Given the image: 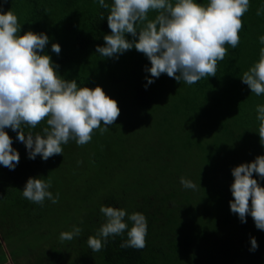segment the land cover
I'll list each match as a JSON object with an SVG mask.
<instances>
[{
  "label": "trees",
  "instance_id": "trees-1",
  "mask_svg": "<svg viewBox=\"0 0 264 264\" xmlns=\"http://www.w3.org/2000/svg\"><path fill=\"white\" fill-rule=\"evenodd\" d=\"M194 2L206 5L208 0ZM105 3L109 9L98 0H0V14L11 10L18 17L19 35L31 31L48 36L40 54L51 58L62 79L76 80L78 87L99 86L117 104L145 112V124L136 130L124 127L127 131L120 136L114 122L103 135L95 131L83 146L75 141L62 145V155L47 161L40 156L29 159L17 133L4 129L19 163L14 170L0 165V238L7 250L0 244V264H264V231L250 215L242 223L229 207L232 169L264 155L256 120L264 94L251 93L241 81L264 47L259 42L264 12L256 15L257 9H264V0H249L240 42L235 49L225 45L228 54L218 61L216 76L193 85L166 74L152 78L145 71L151 67L149 60L135 48L112 58L97 53L98 46H105L103 37L111 34L107 15L112 0ZM156 14L150 11L148 19ZM125 38L135 39L129 34ZM54 43L60 46L58 55L51 50ZM146 78L153 83L147 84ZM45 126L24 127V132L43 135ZM29 178L50 180L48 191L68 200L67 212L60 213L58 203L48 199L43 205L25 199L22 191ZM181 178L196 189L184 188ZM252 178L264 187V179L256 174ZM101 206L143 214L146 247L121 249L125 232L110 236L101 251L93 252L87 241L105 223ZM61 215L63 221L55 219ZM73 226L80 227L81 234L61 241L60 234ZM32 228L38 229L44 247L38 244L35 250L33 244L31 249L20 243ZM10 237L19 244L17 250H11ZM252 238L258 245L254 251Z\"/></svg>",
  "mask_w": 264,
  "mask_h": 264
},
{
  "label": "clouds",
  "instance_id": "clouds-1",
  "mask_svg": "<svg viewBox=\"0 0 264 264\" xmlns=\"http://www.w3.org/2000/svg\"><path fill=\"white\" fill-rule=\"evenodd\" d=\"M98 2L109 9L105 0ZM248 9L249 0H208L206 5L194 0H112L107 15L111 34L103 37L105 46H98L96 52L112 58L135 48L149 60L151 67L145 71L152 78L166 74L177 82L193 85L202 78L216 76L218 61L228 54L225 45L233 49L238 46L242 17ZM150 11L157 13L152 20L148 19ZM262 12L264 9H257L256 15ZM20 29L18 17L11 10L0 14V165L9 170L19 163V153L12 148L6 128L17 133L16 139L24 144L29 159L40 156L47 161L62 155V145L70 140L83 146L91 141L95 130L103 135L120 115L117 102L101 87H78L76 80L66 81L57 74L58 66L48 55L40 54L49 42L47 35L28 31L21 36ZM125 34L135 39L129 41ZM259 42L264 45V35ZM51 50L57 55L61 51L55 43ZM241 81L251 93L264 94V47L259 61L242 74ZM151 83L153 79H147V84ZM256 113L260 144L264 146V105H257ZM44 122L43 135L25 134L24 127L35 129ZM231 174V212L242 223L250 215L255 227L264 231V187L252 178L256 174L264 179V155L233 168ZM180 183L187 189L197 187L184 178ZM50 187V180L29 178L22 196L39 205L45 199L56 204L59 193L53 196ZM100 212L105 223L97 236L87 241L93 252L101 251L110 236L125 232L127 239L120 244L121 249L146 247L147 220L143 214L127 215L125 210L111 206H101ZM126 215L132 222L130 229ZM81 232L80 227L73 226L72 231L60 234V240L71 241ZM250 243L251 250H256L255 238Z\"/></svg>",
  "mask_w": 264,
  "mask_h": 264
},
{
  "label": "rangeland",
  "instance_id": "rangeland-1",
  "mask_svg": "<svg viewBox=\"0 0 264 264\" xmlns=\"http://www.w3.org/2000/svg\"><path fill=\"white\" fill-rule=\"evenodd\" d=\"M118 107L120 109V115H119V119H117L115 121V126L117 127H114V132L120 136L123 135V132H126L127 129L124 128V127H127V128H132V129H137L138 127L142 126L141 124L144 123L145 124V112H139V111H136L131 105H127V104H123L121 103V101L118 103ZM131 117V119L129 118ZM103 127V125H102ZM113 128V126H109V130H111ZM108 130V131H109ZM96 132L99 131L98 129L95 130ZM94 131V132H95ZM107 131V132H108ZM113 132V134H114ZM125 137V136H124ZM110 140V139H109ZM68 143H74V141L70 140ZM106 145L108 146H114L112 142L110 141H106ZM64 190V189H63ZM69 193H67L68 195ZM66 202H68L67 199H65ZM64 201V199H59L58 201V204H57V208L59 209L60 213H65L67 212V203ZM66 203V206L64 205ZM55 219L59 220V221H63V215L59 216V217H56ZM33 227V226H32ZM36 227V225L34 226V228ZM30 229L28 230V237L25 239V240H21L20 243H22L23 245H29L31 247V245H35L37 246L35 248V246L33 248H35V250L38 248H40L38 246V244L41 245V247H44L42 246V241H40L41 237H39L40 234H38V229ZM41 231L43 232V229H44V225H43V222L41 223ZM40 231V232H41ZM50 231L53 233L54 231V234L56 235L57 233V228L55 227H52L50 229ZM0 232L2 233L3 232V228H1ZM45 235V234H44ZM16 239L13 237H10L9 238V241H10V246H11V250L14 251V250H17L16 248L19 247V244L15 241ZM0 244L3 246V251H5L7 253V250L6 248H4V244H5V240L3 237L0 238ZM4 243H3V242ZM10 248V247H9ZM32 249V247H31ZM6 264H10L9 261H7Z\"/></svg>",
  "mask_w": 264,
  "mask_h": 264
}]
</instances>
